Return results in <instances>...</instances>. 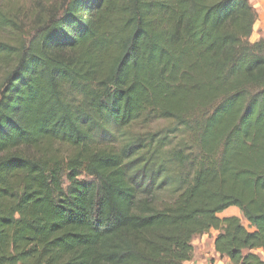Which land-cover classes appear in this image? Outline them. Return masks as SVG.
Wrapping results in <instances>:
<instances>
[{
	"label": "trees",
	"instance_id": "trees-1",
	"mask_svg": "<svg viewBox=\"0 0 264 264\" xmlns=\"http://www.w3.org/2000/svg\"><path fill=\"white\" fill-rule=\"evenodd\" d=\"M55 11L26 43L0 40V264H184L211 229L230 264H264V38L248 41L249 1ZM157 119L172 124L105 143ZM232 206L246 225L218 216Z\"/></svg>",
	"mask_w": 264,
	"mask_h": 264
},
{
	"label": "rangeland",
	"instance_id": "rangeland-1",
	"mask_svg": "<svg viewBox=\"0 0 264 264\" xmlns=\"http://www.w3.org/2000/svg\"><path fill=\"white\" fill-rule=\"evenodd\" d=\"M250 5L253 7L256 13V21L253 26L252 33L248 38V41L253 43L261 38H264V0H248ZM62 0H0V12L3 14L4 18L0 17V40L4 42L14 43L20 41L21 43H26L27 39L30 38L35 30L38 28L42 22L48 18L51 14L56 12L55 10L60 8ZM6 20L12 22V28L2 25ZM3 69H0L3 73ZM172 124L170 120L157 119L151 123L143 126L139 123H134L126 128L125 134L122 131L116 132L115 128H111L112 131L115 130V138H110V142L118 145L121 141L125 142L124 137H131L135 133H145L146 131L159 130L161 127H165ZM178 136L177 141L181 138L180 134H174ZM187 135V134H186ZM124 138V139H123ZM172 137H170L171 139ZM109 139V138H108ZM107 139V140H108ZM234 207V206H232ZM227 216H230L229 213ZM226 216V215H225ZM239 218L243 225H246V221L241 214ZM214 229H211L206 235V244H210ZM200 239V236H196L192 242ZM261 258L264 259V253L257 250ZM226 259L215 255L206 264H230Z\"/></svg>",
	"mask_w": 264,
	"mask_h": 264
},
{
	"label": "crops",
	"instance_id": "crops-1",
	"mask_svg": "<svg viewBox=\"0 0 264 264\" xmlns=\"http://www.w3.org/2000/svg\"><path fill=\"white\" fill-rule=\"evenodd\" d=\"M225 213H229V215H233V216H237L239 217V214H241L240 210L236 207H229L227 209H225L224 211L220 212L218 214L219 217H225V215L227 216L228 214ZM217 231L215 230V232L212 234V240L210 244H206V234H203L200 236V239H198L195 242H192L193 245V255L192 258L188 261H186L184 264H206L210 259H212L213 257H215V255H219L215 250H214V246H213V241H214V237L216 235ZM260 251V250H259ZM224 259H226L225 261L229 262L228 258L226 257H222Z\"/></svg>",
	"mask_w": 264,
	"mask_h": 264
}]
</instances>
